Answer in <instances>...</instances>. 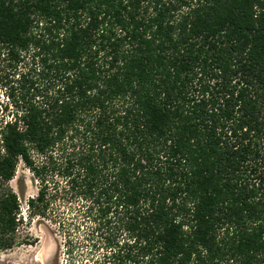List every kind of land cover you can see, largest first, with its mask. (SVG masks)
<instances>
[{
    "label": "trees",
    "instance_id": "16d2710c",
    "mask_svg": "<svg viewBox=\"0 0 264 264\" xmlns=\"http://www.w3.org/2000/svg\"><path fill=\"white\" fill-rule=\"evenodd\" d=\"M0 252L21 163L95 264H264V0H0Z\"/></svg>",
    "mask_w": 264,
    "mask_h": 264
},
{
    "label": "rangeland",
    "instance_id": "374dc122",
    "mask_svg": "<svg viewBox=\"0 0 264 264\" xmlns=\"http://www.w3.org/2000/svg\"><path fill=\"white\" fill-rule=\"evenodd\" d=\"M2 101V92H0V105ZM10 187L20 197L21 216L25 223L18 233L20 245L12 250L0 252V264H70L71 258L66 250L64 234L55 222L29 218L27 203L37 195L39 185L23 163L19 165ZM48 241L53 244V253L46 261L44 247ZM83 250L74 258L76 264H95L96 258H92L86 247Z\"/></svg>",
    "mask_w": 264,
    "mask_h": 264
},
{
    "label": "water",
    "instance_id": "95a60500",
    "mask_svg": "<svg viewBox=\"0 0 264 264\" xmlns=\"http://www.w3.org/2000/svg\"><path fill=\"white\" fill-rule=\"evenodd\" d=\"M46 247H44V252H45V258H46V261H48L53 253V244L48 241V243H46L45 245ZM47 248V250H46Z\"/></svg>",
    "mask_w": 264,
    "mask_h": 264
}]
</instances>
